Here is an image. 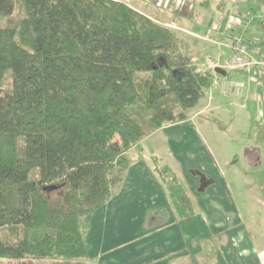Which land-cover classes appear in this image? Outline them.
<instances>
[{
  "label": "trees",
  "instance_id": "1",
  "mask_svg": "<svg viewBox=\"0 0 264 264\" xmlns=\"http://www.w3.org/2000/svg\"><path fill=\"white\" fill-rule=\"evenodd\" d=\"M212 82L170 27L121 0H0V264H95L85 235L125 152L187 119ZM160 179L193 215L176 176Z\"/></svg>",
  "mask_w": 264,
  "mask_h": 264
},
{
  "label": "crops",
  "instance_id": "2",
  "mask_svg": "<svg viewBox=\"0 0 264 264\" xmlns=\"http://www.w3.org/2000/svg\"><path fill=\"white\" fill-rule=\"evenodd\" d=\"M121 1L172 28L182 49L202 65L212 60L201 55L213 46L231 53L228 44L238 17L262 0ZM249 38L252 53L264 52L260 29L252 28ZM224 65L211 70L207 100L189 109L187 119L163 124L125 152L131 164L121 185L93 213L85 235L95 264H264V182L242 176L263 164L264 74L251 79L249 73H230ZM223 77L241 82L244 96L222 95L214 80ZM253 118L263 125L252 127ZM243 134L240 153L230 158L221 155L219 143L207 141L212 135L237 142ZM233 158L240 164L233 165ZM157 165L176 176L193 215L179 216ZM223 167L238 176L227 178ZM233 183L240 190L235 192ZM128 229L130 237L124 238Z\"/></svg>",
  "mask_w": 264,
  "mask_h": 264
},
{
  "label": "built area",
  "instance_id": "3",
  "mask_svg": "<svg viewBox=\"0 0 264 264\" xmlns=\"http://www.w3.org/2000/svg\"><path fill=\"white\" fill-rule=\"evenodd\" d=\"M257 27L264 35V0L254 8L243 11L232 28L229 41L231 56L224 67L229 71L242 70L249 73L251 79L262 73L264 74V52L254 54L250 49L249 31ZM217 63L211 59L207 62V68L213 70ZM222 95L233 94L237 97L244 96V86L241 82H231L223 77L222 81L214 80Z\"/></svg>",
  "mask_w": 264,
  "mask_h": 264
},
{
  "label": "rangeland",
  "instance_id": "4",
  "mask_svg": "<svg viewBox=\"0 0 264 264\" xmlns=\"http://www.w3.org/2000/svg\"><path fill=\"white\" fill-rule=\"evenodd\" d=\"M230 55H231V53H230V51L228 49L223 48V47L220 48V47L213 46L211 50L206 51L205 53H202L201 58L205 59L206 57H210V58H212V61H214V62H217L219 64H225L226 61L229 59ZM192 56L195 59H198L196 55H192ZM207 62H208V59L207 60L205 59L204 63H203V60H202L203 64L199 65V66H201L204 69L210 70L209 68H207ZM230 73H237L238 74L239 72H232L231 71ZM8 81L9 80L5 78L4 88H5V86L7 87ZM207 95L205 93V95H204L205 97L203 96L202 97L203 99L202 98L200 99L201 102H204V101L207 100ZM254 124H262L263 125V121H261L258 118H253L252 119V127L254 126ZM258 128H261V127H258ZM245 137H246V134H243V136H237V140H238L237 142H228L226 140V138H221L220 139L218 137L209 135V138H207V141L209 142V144L211 146L212 145L214 146V144L219 143L218 145H220V147H222V149H220L221 155L224 156L225 158L226 157L230 158V157L234 156V154H236V153L239 154L240 153L239 152V145L241 144L242 140L246 139ZM107 142L113 148H118L116 146H120V141H119L118 136L113 135V134L108 135ZM235 145L238 146L237 149H236ZM215 154L218 156V153L216 151H215ZM232 163H234L233 165H239L240 164V162L236 161L234 158H233ZM156 167H157L156 168L157 169V174H158V176H160L162 167H160L159 165H157ZM223 170H225V174H226L227 178H229V179H233L235 176H238V175H233L231 173L232 170L229 169V168L226 169V168L223 167ZM246 170H248V173L246 174L245 172H243L242 176H246L247 178H252V179H256V180L264 182V158H263V164L261 165V167H253V168H249V169H246ZM231 186H232V188H235V192H237V190H240V188L237 187V186L241 187V185H237L235 183H233ZM130 234H131V230L128 229L123 236H124V238H126V237L129 238ZM35 262H36V264H49L46 260H42V259H35Z\"/></svg>",
  "mask_w": 264,
  "mask_h": 264
},
{
  "label": "water",
  "instance_id": "5",
  "mask_svg": "<svg viewBox=\"0 0 264 264\" xmlns=\"http://www.w3.org/2000/svg\"><path fill=\"white\" fill-rule=\"evenodd\" d=\"M55 188H56V185H52V186L47 187V189H55Z\"/></svg>",
  "mask_w": 264,
  "mask_h": 264
}]
</instances>
